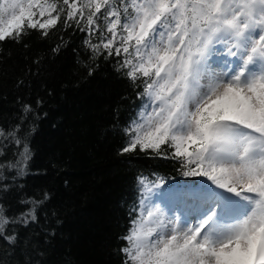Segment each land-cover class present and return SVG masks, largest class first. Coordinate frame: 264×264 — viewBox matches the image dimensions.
Here are the masks:
<instances>
[{"label":"snow or ice","instance_id":"snow-or-ice-1","mask_svg":"<svg viewBox=\"0 0 264 264\" xmlns=\"http://www.w3.org/2000/svg\"><path fill=\"white\" fill-rule=\"evenodd\" d=\"M58 24L94 54L123 56L118 71L144 85L120 154L151 151L193 178L162 189L137 176L123 264H264V0H0V42ZM19 132L0 128V156L4 141L19 149L0 179L32 158ZM42 202L18 218L0 205V239L17 244L11 225L35 222Z\"/></svg>","mask_w":264,"mask_h":264},{"label":"trees","instance_id":"trees-1","mask_svg":"<svg viewBox=\"0 0 264 264\" xmlns=\"http://www.w3.org/2000/svg\"><path fill=\"white\" fill-rule=\"evenodd\" d=\"M86 38L58 24L47 37L31 30L20 43L0 42V128L20 125L32 153L23 175L2 170L0 205L18 218L29 201H43L35 222L11 225L17 244L0 239V264L26 256L32 264H123L121 237L139 215L137 176L193 183L174 160L120 154L144 85L118 71L123 56L94 54ZM4 144L0 163L14 161L19 149Z\"/></svg>","mask_w":264,"mask_h":264},{"label":"rangeland","instance_id":"rangeland-1","mask_svg":"<svg viewBox=\"0 0 264 264\" xmlns=\"http://www.w3.org/2000/svg\"><path fill=\"white\" fill-rule=\"evenodd\" d=\"M169 186H176L175 184H169V183H164L162 186H161V188L163 189V188H168ZM153 200L155 201V202H157V203H159V201L155 198V197H153ZM148 202L147 201H145V204H147ZM142 206L140 205V207H139V214H140V208H141Z\"/></svg>","mask_w":264,"mask_h":264}]
</instances>
